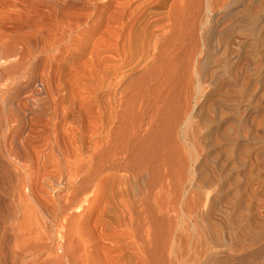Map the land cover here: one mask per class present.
I'll use <instances>...</instances> for the list:
<instances>
[{"label":"bare ground","instance_id":"bare-ground-1","mask_svg":"<svg viewBox=\"0 0 264 264\" xmlns=\"http://www.w3.org/2000/svg\"><path fill=\"white\" fill-rule=\"evenodd\" d=\"M6 1L0 26L7 9L27 7ZM34 1L54 7L44 32L38 25L16 35L0 27V264H85V254L102 264L104 231L92 216L107 186L130 197L128 211L138 228L146 226L143 234L149 238L153 229L149 241L142 238L152 244L143 264H169L161 234L166 199L179 201L187 229H196L202 210L213 221L205 234L196 229L200 249L180 264H264V214L257 200L264 168V57H207L219 34L214 10L235 9L239 0ZM254 64L263 68L246 76ZM31 85L34 98L24 109L44 115L52 129L47 155L36 164L19 140L24 109L15 101ZM50 166L63 178L64 192L49 210L59 229L46 249L56 250L41 255L42 228L34 226L33 215L43 202L23 190L34 169ZM209 188L228 191L207 194ZM75 219L90 231L84 249L75 235L61 231ZM218 231L224 248L208 240H218Z\"/></svg>","mask_w":264,"mask_h":264},{"label":"rangeland","instance_id":"rangeland-1","mask_svg":"<svg viewBox=\"0 0 264 264\" xmlns=\"http://www.w3.org/2000/svg\"><path fill=\"white\" fill-rule=\"evenodd\" d=\"M20 1L22 2L21 5L29 7L30 11L25 10V9H29L27 7L25 9H24V7H21L24 10H20V11L17 10V13H13L12 11H10L8 9H7V11L3 12V14H6L3 16H5V17L9 16L8 18H5V19L3 18V20H1L2 24L0 27L2 29H4L5 32H6V30L9 32L11 30L12 32H10V33H13L14 31L18 30L20 33L22 29H23L22 31H24V32L26 29H27L26 32L27 31L31 32V31H33V28L31 30V27L33 25L34 26L38 25L39 30L44 32L46 30V27L49 24H52L53 20H52L51 14L54 10V7H52V5L50 6V4L40 3V2H37L34 0H23V1L20 0ZM1 2L5 5H8V3H11L10 1L4 2V0H0V4H1ZM237 4H238V6L235 7V9L233 7H231L228 9H224V11L223 10H214V12L212 14L211 19L213 18L212 20H213V23L215 26V32H219V34L216 37V41L214 43L213 52L207 56V57H212V61L217 60V59H223V57H254V59H255V57H264V21H263L264 20V0H239V2H237ZM239 6H241V7H239ZM4 10H6V8ZM15 33H17V32H14V34ZM19 33H17V34H19ZM21 33H23V32H21ZM254 65H252L250 67V69H247L245 71L246 76L248 74L254 75V73H255L254 70L257 72L262 67L260 64L259 65L254 64ZM229 67H231L230 63L228 64L227 68H229ZM42 70H43V66L40 65L37 69L38 74H41ZM259 89H260L259 90L260 95L263 97L264 96L263 95L264 94V92H263L264 91V82L262 83V85H260ZM21 90L22 91H20V93H19V95L15 101H16V103H19V105H21V107L24 109L25 106H23V105H24V103L27 102L28 98H34L33 97L34 96L33 95L34 86L31 85L29 87L22 88ZM261 92H262V94H261ZM36 98H39V97H36ZM262 106H264V105H262ZM262 108H261V110H262L261 113L264 115V113H263L264 108L263 109ZM24 110L21 112V118H22V122H23V123H21V125H22L21 130L22 129L23 130L22 131L20 130L22 136L20 135L19 140H22L21 137L23 138L24 141H21V142L24 144V146L27 145L26 147L28 148L30 153H32L31 155H32V158L34 160V164H36L37 161L42 158V155H43V158L45 157V155H47L46 152H47L48 147H49V146H47V142H48L47 139H52V135H49V132L51 133L52 129H51V131L50 130L48 131V126H45L43 124L45 122L44 120L46 119V117L44 115L36 116L33 113L26 111V110L24 111ZM51 126L52 125H49V128H51ZM48 135L50 136V138H47V137H49ZM50 141L51 140H49V142ZM263 151H264V147H263ZM38 156H41V158ZM37 157L39 158L38 160H37ZM43 158L41 159V161L45 159V158L44 159ZM55 169L57 170V168L55 166H53V167L50 166L47 168L45 167L43 169V171H39V170H42V168L39 170L34 169L32 176H31V183L29 185L27 184L28 186L26 185L27 188L25 187L24 190L22 188L23 193L26 194L27 191H28L27 194H29V192H30V194L34 193V197L35 198L37 197L36 200H38V202H40V203L43 202L42 207L41 206L37 207V205L35 206L36 209H38V210H36L35 208H34L35 210L33 209L34 213H36L33 215V217L35 216L33 218L35 221L34 220L33 221H34V223L36 222L38 225L37 226L35 223L34 226L38 230H40V228H38V227H41L42 229L40 231H46L47 232V233L44 232L45 233L44 234L43 232L39 231L40 235L43 234L42 235L43 237L39 235V239H40V237H42L43 242L45 240L48 241V243L46 242L45 246H42V245H44L43 242L41 243V241H39V242L37 241L38 237H37V239L34 238V239H36L35 240L36 243L42 244V245L39 244L41 247L37 244L38 248L39 247H40V249L42 248L41 251H39V249L37 248L38 252H41V255H42V253H45L46 251L53 253V251L56 250V248L55 249L53 248L54 250H49V248H50L49 246H51L49 244L52 243V240L54 239L53 237L55 236V238H56V236H57V233H58L57 229H59V226L57 225L59 222H57V221H59V220L54 219L50 213L51 211L49 212V210H52V207L54 205L53 202L56 201L57 195L63 194L64 189H63L62 184L64 181L62 182L63 178L58 175L59 172L57 173L55 171ZM261 169H262V172L261 171H259V172H260L261 176L263 174L262 177L264 178V170H263L264 168L262 167ZM57 177H59V178H57ZM262 177H261V183H262L261 189H262V191L257 196V200L258 199L261 200V203H260V205L258 204V206H259V210L264 214V210H263L264 209V198H263L264 197V191H263L264 190V180ZM55 179H59V180L56 181ZM109 188L110 187H108V186L106 187V195L104 196L102 201L99 203V210H98L99 213L97 212V214H94L92 216L93 219L91 218L92 221L94 222L95 216L98 215L97 217H98L100 224L102 226V229L104 231V236L100 240V243L103 240L102 243L105 245V246L103 245L105 247V249L102 251L103 252L105 251L104 252L105 255H104V253L101 252L99 254L100 260L102 261V264H108V263L109 264H143V259H144L143 257L149 256V253H151L150 251H151V245L152 244L150 242L144 244V243H142V240L144 239V242L149 241V238H151L153 236V229L151 230L148 228L149 232L152 233V234L149 233L151 235V237L149 236V238H148L147 237L148 235H146V233H148V231H147V229L145 230L146 226L145 227L141 226L138 228L135 221L131 218L130 212L128 211L129 210L128 203H130V197L129 196L128 197L127 196L121 197L120 194L116 195L114 193L115 189L114 188L109 189ZM209 189H206L207 190L206 193L207 192L211 193V191H213V194H214V193H218L221 190V189H217V188H216L217 190H212L213 187H212V189H210V190ZM225 190L226 191H224V190H221V191H224V192L228 191L227 189H225ZM37 192H38V194H37ZM47 194H49V195H47ZM211 194H210V198L212 196ZM71 198L73 201L71 200ZM210 198H209V202L211 201ZM126 199H129V200H126ZM69 200H70V202H69ZM259 200H258V202H260ZM176 201L177 200H175V199H166L164 201L165 203L163 204V206H164L163 211H164V218H165V221H162V225L165 228L163 229V226H161V231H162L161 234H162V241H163V258H164V260H166V262L168 261L167 263H169V264H177V263L180 264L183 261H184L183 263H186V262H189L190 260H192L193 257L195 256L196 252H198V250L200 249V248H198V246H196V241L194 239V234L196 232V229L198 228L199 231H201L202 233L205 234V233H207V231H206L207 226L208 227L213 226L212 225L213 221H211L209 218L206 219L207 217H205L204 215H202V216H204L205 218H202V216H201V213L203 211L202 210L200 212L199 216H200V218L204 219L205 222H204V220H201L199 218V220L196 224L195 230L187 229V227L185 226V224H187V220L186 219L182 220L178 216L180 205H179V201H177V202ZM262 201H263V203H262ZM74 202H76V200L73 197H70L67 200L69 207L72 205L71 208H74V206L77 205L76 203H75L76 205L73 204ZM77 202L79 203V201H77ZM262 205H263V207H262L263 209L260 208ZM41 208L43 209V211ZM44 208H46V209H44ZM40 209H41V211H40ZM172 210H173V212H172ZM205 212L206 211H203L202 214H205ZM38 213H39V215H38ZM172 214L175 215L176 217L173 216ZM43 220L44 221L46 220L45 223ZM206 220H207V222H206ZM77 221L78 220L75 219L73 221V223L68 224L67 227L65 229H62L61 231L62 232L69 231L70 233H72V235H75V236H73V237H75L74 239L76 240V238H77L76 241L77 242L80 241L79 242L80 245H79V243H77V244L79 246H81L82 249H84L85 248V246H84L85 240H87L88 236L90 235V231L87 227L88 225H86L84 223L82 224L81 222H77ZM48 222H49V224H48ZM142 227H143L144 231L146 232V233H144L146 237H144V234H143L144 231H143ZM38 230L35 231L37 233L36 236H38V232H37ZM218 233L221 234L220 231H218ZM220 234H218V236H219L218 240H221V241L215 240L216 237L214 238V236L208 237V240L210 237H211L210 238L211 240L212 239L214 240V242L213 241L211 242L212 247H214L215 245H219V244L215 243L216 241L220 243L222 248H224L226 246L225 245L226 238H222L223 235L221 234V236H220ZM46 237L49 239H47ZM51 237H52V240H51ZM147 238H148V240H147ZM223 239H225V240H223ZM83 240H84V242H83ZM208 242L210 243V241H208ZM82 243H83V245H82ZM223 243H224V245H223ZM46 246L49 247V248L47 247L48 250L46 249ZM43 247L45 248V250H43ZM236 248L237 247H235L234 245H231V247L229 249L236 251ZM102 254H103V256H102ZM104 256H106V257H104ZM104 258H106L107 260ZM83 259H84L83 263H85V264H95L94 261L90 260V256H88L86 254L84 255Z\"/></svg>","mask_w":264,"mask_h":264}]
</instances>
